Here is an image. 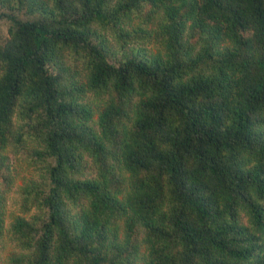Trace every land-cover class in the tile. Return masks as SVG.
I'll return each instance as SVG.
<instances>
[{
	"label": "trees",
	"instance_id": "1",
	"mask_svg": "<svg viewBox=\"0 0 264 264\" xmlns=\"http://www.w3.org/2000/svg\"><path fill=\"white\" fill-rule=\"evenodd\" d=\"M2 18L0 236L13 157L41 172L16 264H264V0H0Z\"/></svg>",
	"mask_w": 264,
	"mask_h": 264
},
{
	"label": "rangeland",
	"instance_id": "2",
	"mask_svg": "<svg viewBox=\"0 0 264 264\" xmlns=\"http://www.w3.org/2000/svg\"><path fill=\"white\" fill-rule=\"evenodd\" d=\"M9 26L10 22L8 19H0V40L4 41L9 35ZM137 40L138 41L135 40V44L145 45L151 52H158L159 44H157L154 39L150 42L148 39ZM28 152V150H23L21 153L16 154L12 161L13 183L12 188L6 194L4 203L7 226L4 234L0 236V257L3 264H16L14 261L22 252L13 234L7 230L10 224L18 216L29 217L36 212L35 209H33L32 212L24 211L23 196L21 194L22 187L25 185L26 181L28 182L31 178L37 181L41 179V172L36 166L31 164L33 159L28 156Z\"/></svg>",
	"mask_w": 264,
	"mask_h": 264
}]
</instances>
